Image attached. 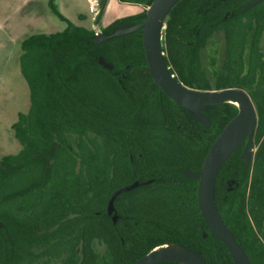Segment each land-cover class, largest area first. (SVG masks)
<instances>
[{"label":"trees","instance_id":"obj_1","mask_svg":"<svg viewBox=\"0 0 264 264\" xmlns=\"http://www.w3.org/2000/svg\"><path fill=\"white\" fill-rule=\"evenodd\" d=\"M119 1L146 8L152 0ZM250 1L179 0L161 44L171 74L186 86L238 87L255 106L254 159L245 165L242 141L221 166L214 197L251 264H264V0L246 9ZM49 5L64 29L20 43L29 107L12 124L18 152L0 158V264H130L168 243L201 253L208 264H234L204 221L198 180L181 171L201 169L237 107L209 106L210 124L194 121L153 82L140 30L94 43L92 29L72 24L53 0ZM144 14L101 31L138 23ZM215 36L223 57L210 80L202 61ZM134 181L137 187L115 198L113 222L110 194Z\"/></svg>","mask_w":264,"mask_h":264},{"label":"water","instance_id":"obj_2","mask_svg":"<svg viewBox=\"0 0 264 264\" xmlns=\"http://www.w3.org/2000/svg\"><path fill=\"white\" fill-rule=\"evenodd\" d=\"M179 0H152L145 10L143 19L135 24L119 26L112 33L100 32L91 40L99 43L114 36L141 31L142 43L145 51V59L148 72L153 82L169 98L181 107L192 112L194 121L205 126L210 124L207 114L204 112L209 106L230 102L237 107V113L224 125L221 132L209 147L199 171L182 170L184 176L198 180V202L201 214L208 230L217 236L226 247L234 264H251L248 254L237 242L230 228L223 221L214 197L215 178L227 158L235 148L246 139L242 151V159L245 165L250 159L251 138L256 125L255 106L244 89L238 87H225L222 89H196L191 88L173 77L164 60L162 52V30L165 19L171 8ZM261 0H251L245 8L254 6ZM106 0H103L102 9ZM102 12V10H101ZM101 14L96 19L98 23ZM99 64L106 69H111L112 64L106 62L103 57L98 58ZM149 179L143 183H149ZM139 185L138 181L122 186L114 190L107 201L106 213L111 216L113 222L117 219L114 209V200L121 193L132 190ZM206 237V233H203ZM165 261H174L181 264H208L205 257L184 245L168 243L149 250L130 264H159Z\"/></svg>","mask_w":264,"mask_h":264},{"label":"rangeland","instance_id":"obj_3","mask_svg":"<svg viewBox=\"0 0 264 264\" xmlns=\"http://www.w3.org/2000/svg\"><path fill=\"white\" fill-rule=\"evenodd\" d=\"M56 1L57 2H55V0L53 1L56 9L57 6L61 8L62 4L60 0ZM108 2H110V0H108ZM15 4L16 3L11 0H0V17L2 15L0 22H4V24L0 23V158L4 155L18 152L20 146L14 136L12 124L17 121L18 113L26 112L29 107V90L20 71L19 57L21 55V42H18V40L19 38L23 40L27 37L26 35H28V33L34 32V30L28 32V29H26L25 34L14 28V23L12 22L14 16H12L11 11ZM124 7H128V5ZM142 7L141 13L147 8H144L143 5ZM37 10L39 11V8H37ZM42 10L38 13H40L41 16L44 14L46 23H48V26L52 29L48 32L60 31L65 27V23L51 11L49 0L42 1ZM111 13H116V10L113 9ZM7 19H9V21H7ZM102 19H104V17ZM10 21L12 23H9ZM81 21L84 22L83 26L87 29H90L91 25H93L88 16L83 18V20L81 19ZM35 31V33L40 32L36 29ZM204 52L203 67L209 73L210 80H213V70H215L216 67L218 68L223 57L222 39L218 36L212 37ZM256 149L257 146L253 148L254 152ZM97 249H99L98 251L101 255L105 254L104 246H98Z\"/></svg>","mask_w":264,"mask_h":264},{"label":"crops","instance_id":"obj_4","mask_svg":"<svg viewBox=\"0 0 264 264\" xmlns=\"http://www.w3.org/2000/svg\"><path fill=\"white\" fill-rule=\"evenodd\" d=\"M11 1L16 3L13 10L11 11L12 16H14V19L12 20V22L14 23L15 29L19 30L22 33H25L26 29H28V32L34 30V32H30L26 36H29L31 34H41V33L49 34L50 33L48 31H51L52 29L48 26V23H46V18L44 14H42L41 16L40 13H38L39 11L42 10L43 0H41V4H40V0H11ZM55 2L57 1L55 0ZM60 2L62 4L61 8L57 6V9L59 11L56 9V6H55V9L57 10L59 14H61L64 18H66L72 24L83 26L84 22L81 21V19L83 20V18H86L88 16L93 24L91 25L90 29H93V27L96 25V20H93L89 14V7H88L87 0H60ZM127 5L128 7H124ZM37 8H39V11L37 10ZM113 9L116 10V13L114 14L111 13ZM142 9L143 7L141 4L124 3V2H120L119 0H110V2H108V0H106L98 22L101 27H104L110 24L115 19H118L124 16L139 14L141 13ZM36 11H37V14H36ZM103 17L104 19H102ZM1 18H2V15L0 19ZM7 21H9V19H7ZM12 22L10 21L9 23H12ZM0 23L4 24L3 21ZM35 29L40 32L35 33L36 32ZM21 41L22 40L19 38L18 42H21Z\"/></svg>","mask_w":264,"mask_h":264},{"label":"built area","instance_id":"obj_5","mask_svg":"<svg viewBox=\"0 0 264 264\" xmlns=\"http://www.w3.org/2000/svg\"><path fill=\"white\" fill-rule=\"evenodd\" d=\"M87 1L89 7V14L93 20H96L101 14L103 0H87ZM98 23H96V25L92 29L94 35L99 34L102 30V27Z\"/></svg>","mask_w":264,"mask_h":264},{"label":"flooded vegetation","instance_id":"obj_6","mask_svg":"<svg viewBox=\"0 0 264 264\" xmlns=\"http://www.w3.org/2000/svg\"><path fill=\"white\" fill-rule=\"evenodd\" d=\"M102 32V31H101ZM204 57H205V52H204ZM203 62V61H202ZM168 68H169V66H168ZM169 71H170V69H169ZM173 75V77L175 78V79H177L175 76H174V74H172ZM178 80V79H177ZM179 81V80H178ZM191 114H192V112H190V116H191ZM192 118V117H191ZM256 120H257V117H256ZM199 123V122H198ZM256 126V125H255ZM255 129V128H254ZM254 132V131H253ZM252 136H253V134H252ZM243 142H244V146H245V143H246V139L245 140H243ZM242 142V143H243ZM251 143H252V138H251ZM244 146H243V149H244ZM255 146H252V144H251V147H250V159H249V161L248 162H250L251 160H253L254 158H253V154L255 153L254 152V150H253V148H254ZM247 162V163H248ZM247 165V164H246ZM147 181V180H146ZM145 182V181H144ZM150 183V182H149ZM144 184H148V183H144ZM134 189V188H133ZM117 219H118V217H117ZM116 219V220H117ZM116 222V221H115Z\"/></svg>","mask_w":264,"mask_h":264}]
</instances>
